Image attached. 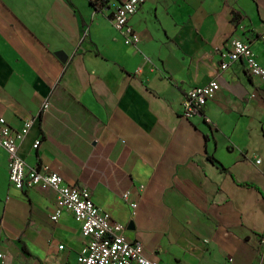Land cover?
I'll list each match as a JSON object with an SVG mask.
<instances>
[{"label":"crops","instance_id":"0c3cea01","mask_svg":"<svg viewBox=\"0 0 264 264\" xmlns=\"http://www.w3.org/2000/svg\"><path fill=\"white\" fill-rule=\"evenodd\" d=\"M130 24L136 45L89 0H0V114L33 120L18 153L88 189L151 260L264 264V82L221 67L235 38L264 66V0H148ZM212 80L204 114L183 117ZM8 163L0 150V264H80L73 213L53 222L57 192L15 188Z\"/></svg>","mask_w":264,"mask_h":264},{"label":"built area","instance_id":"2783aa9c","mask_svg":"<svg viewBox=\"0 0 264 264\" xmlns=\"http://www.w3.org/2000/svg\"><path fill=\"white\" fill-rule=\"evenodd\" d=\"M107 1L89 0L95 11L103 13L114 28L124 36L126 44H138L141 37L131 26L130 19L148 0H125L113 7H109ZM229 45L230 51L221 67L226 69L232 63L242 60L248 72L264 82V66L258 61L252 46L236 38L232 39ZM219 89L220 84L216 80L188 89L181 102V115L187 119L203 115L205 106L215 98ZM50 107V98H47L41 110L46 111ZM32 123L33 120L29 119L21 130L13 131L0 114V150L6 151L9 156V180L11 185L19 190L43 185L57 192L60 205L50 218L53 222H57L64 210L73 213L85 237L78 262L80 264H168L149 259L139 241H131L127 238L126 225L114 219L109 212L100 209L88 189L66 184L63 176L52 170L49 165L30 166L26 163L18 153V147ZM40 143L41 141L37 140L35 147ZM256 162L259 164L262 160L258 158ZM128 196L129 193L124 194L125 198ZM133 206L136 207L137 204L134 203ZM60 247L63 248L62 245Z\"/></svg>","mask_w":264,"mask_h":264},{"label":"water","instance_id":"95a60500","mask_svg":"<svg viewBox=\"0 0 264 264\" xmlns=\"http://www.w3.org/2000/svg\"><path fill=\"white\" fill-rule=\"evenodd\" d=\"M56 55L63 61L66 62L68 59V55L64 51H57ZM130 227H133V224H130Z\"/></svg>","mask_w":264,"mask_h":264},{"label":"rangeland","instance_id":"374dc122","mask_svg":"<svg viewBox=\"0 0 264 264\" xmlns=\"http://www.w3.org/2000/svg\"><path fill=\"white\" fill-rule=\"evenodd\" d=\"M24 190V189H23Z\"/></svg>","mask_w":264,"mask_h":264},{"label":"trees","instance_id":"16d2710c","mask_svg":"<svg viewBox=\"0 0 264 264\" xmlns=\"http://www.w3.org/2000/svg\"><path fill=\"white\" fill-rule=\"evenodd\" d=\"M105 4V3H104Z\"/></svg>","mask_w":264,"mask_h":264}]
</instances>
